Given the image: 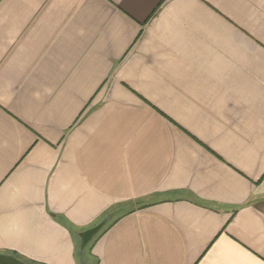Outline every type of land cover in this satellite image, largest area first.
Listing matches in <instances>:
<instances>
[{
	"label": "crops",
	"instance_id": "crops-1",
	"mask_svg": "<svg viewBox=\"0 0 264 264\" xmlns=\"http://www.w3.org/2000/svg\"><path fill=\"white\" fill-rule=\"evenodd\" d=\"M0 253L264 264V0H0Z\"/></svg>",
	"mask_w": 264,
	"mask_h": 264
},
{
	"label": "water",
	"instance_id": "water-1",
	"mask_svg": "<svg viewBox=\"0 0 264 264\" xmlns=\"http://www.w3.org/2000/svg\"><path fill=\"white\" fill-rule=\"evenodd\" d=\"M97 229H92L85 233V242L83 244V249L85 246L89 243V241L98 233ZM0 264H29L18 257L11 255V254H2L0 253ZM84 264H88L87 262H84Z\"/></svg>",
	"mask_w": 264,
	"mask_h": 264
},
{
	"label": "trees",
	"instance_id": "trees-1",
	"mask_svg": "<svg viewBox=\"0 0 264 264\" xmlns=\"http://www.w3.org/2000/svg\"><path fill=\"white\" fill-rule=\"evenodd\" d=\"M93 241H95V238L92 240V242H93ZM92 242H91V243H92ZM93 243H94V242H93ZM93 243H92V245H93ZM90 248H91V247H90Z\"/></svg>",
	"mask_w": 264,
	"mask_h": 264
}]
</instances>
